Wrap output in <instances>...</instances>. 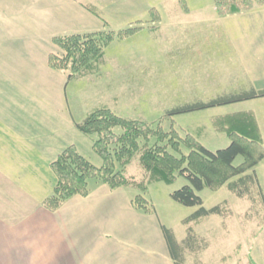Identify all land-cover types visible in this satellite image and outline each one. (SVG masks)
Returning <instances> with one entry per match:
<instances>
[{
  "label": "crops",
  "instance_id": "1",
  "mask_svg": "<svg viewBox=\"0 0 264 264\" xmlns=\"http://www.w3.org/2000/svg\"><path fill=\"white\" fill-rule=\"evenodd\" d=\"M87 2L0 0V264H174L161 221L135 208L126 187L97 184L56 210L43 206L55 184L51 162L62 150L93 152L92 137L75 127L89 110L72 112V79L48 62L61 51L54 36L90 32L94 19L102 21ZM213 13L247 85L264 89V6ZM248 111L263 138V119Z\"/></svg>",
  "mask_w": 264,
  "mask_h": 264
},
{
  "label": "rangeland",
  "instance_id": "2",
  "mask_svg": "<svg viewBox=\"0 0 264 264\" xmlns=\"http://www.w3.org/2000/svg\"><path fill=\"white\" fill-rule=\"evenodd\" d=\"M87 5L102 19H94L89 30H137L128 37H114L103 47L102 58L95 62L92 73L70 81L67 99L73 113L80 107L88 108V112L107 107L118 116L141 121L152 129L161 128L181 139L190 135L215 151L230 143L228 134L216 129L215 119L253 109L263 119L264 134L262 98L165 116L176 106L250 88L223 27L211 20L213 0H89ZM152 8L158 19L152 15ZM188 19L193 21L186 24ZM52 54L63 57L59 49ZM140 140L145 147L157 142L156 137L148 142ZM167 140L160 145L168 151L178 156L189 153L186 143L175 152ZM87 153L86 158L100 167L101 158L94 151ZM241 160L239 156L235 163ZM254 171L258 185H252L243 197L236 196L226 184L217 190L197 192L205 208L218 205L222 213L190 224L196 243L185 252V264H264V159ZM125 176L134 184H145V190L134 184L127 189L132 198L143 196L161 223L182 240L188 227L184 219L197 207L181 205L170 195L188 184L187 179L178 175L171 183L148 179L138 157L126 166Z\"/></svg>",
  "mask_w": 264,
  "mask_h": 264
},
{
  "label": "trees",
  "instance_id": "3",
  "mask_svg": "<svg viewBox=\"0 0 264 264\" xmlns=\"http://www.w3.org/2000/svg\"><path fill=\"white\" fill-rule=\"evenodd\" d=\"M213 6L215 15L223 17L262 7L264 0H213ZM86 8L98 16L95 9L90 6ZM151 12L155 19L159 18L154 8ZM136 30L137 28H127L118 32L100 30L54 36L52 40L62 50L63 57L50 54L49 65L63 71L68 80L85 77L92 73L95 62L102 58L104 46L114 37H128ZM263 97L264 89L258 90L250 86L249 89L239 92L176 106L169 109L165 116ZM214 122L217 130L228 134L230 143L224 148L211 151L190 135L181 139L161 128L152 129L141 121L118 116L107 107L96 108L83 120L75 123V127L81 133L91 135L93 151L101 158V166L96 167L75 146H67L51 162L55 184L51 194L44 199L43 206L51 211L56 210L61 203L75 195H88L97 184H106L111 189L140 185L132 183L130 178L125 176L126 166L138 157L140 166L148 174V179L171 183L178 175L188 181V184L174 190L170 195L181 205L197 207L184 219V223L188 225L186 236L178 240L171 228L161 225L173 263L185 264V252L191 250L196 243V235L190 224L200 222L204 217L222 213L218 205L205 208L197 192L204 188L217 190L226 184L236 196L243 197L250 192L252 185H258L254 169L264 159L263 138L253 112L241 111L221 115ZM150 137H156L157 142L148 147L141 144V138L148 142ZM165 139H168L167 145L175 152H180L182 142L186 143L190 149L189 153L178 156L168 151L165 146L160 145ZM239 156L242 157L241 162L235 163ZM249 171L251 173L248 174ZM132 202L135 208L142 212H154L147 206V200L139 194L132 198Z\"/></svg>",
  "mask_w": 264,
  "mask_h": 264
}]
</instances>
